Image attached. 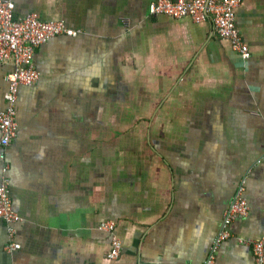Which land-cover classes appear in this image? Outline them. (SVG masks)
<instances>
[{"label": "crops", "instance_id": "0c3cea01", "mask_svg": "<svg viewBox=\"0 0 264 264\" xmlns=\"http://www.w3.org/2000/svg\"><path fill=\"white\" fill-rule=\"evenodd\" d=\"M0 1L81 31L36 49L39 78L18 91L6 163L19 249L5 251L0 222V264H201L242 178L249 212L215 264H252L239 240L264 237V0L235 10L245 61L208 23L149 15L157 0Z\"/></svg>", "mask_w": 264, "mask_h": 264}, {"label": "built area", "instance_id": "2783aa9c", "mask_svg": "<svg viewBox=\"0 0 264 264\" xmlns=\"http://www.w3.org/2000/svg\"><path fill=\"white\" fill-rule=\"evenodd\" d=\"M239 5L240 0H157L148 5V14L167 16L175 20L190 19L195 24L208 23L212 33L219 40L226 42L232 52L245 61L249 56L248 50L242 43L235 22V10ZM80 33L79 30L68 29L63 21H41L35 14L16 19L14 5L0 1V66L11 68L5 79L7 89L3 95L4 107L0 111V222L3 223L8 238L4 249L9 254L19 249V244L13 239L14 225L20 219L10 206L6 163V150L16 135L18 91L20 88L33 87L39 78L33 64L36 49L56 36L76 37ZM244 191L245 178H242L224 211L221 230L215 237L207 258L201 264H215V252L220 244L231 236L229 227L232 222L248 215L249 207ZM99 229L111 236L110 250L106 257L109 260L118 259L122 245L114 232L115 224L104 221L99 225ZM239 241L250 246L252 264H264V237L259 240Z\"/></svg>", "mask_w": 264, "mask_h": 264}]
</instances>
